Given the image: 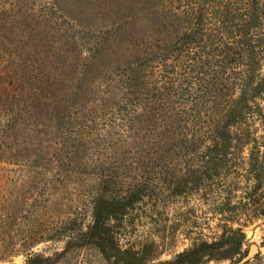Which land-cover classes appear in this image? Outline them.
Segmentation results:
<instances>
[{"label": "rangeland", "instance_id": "obj_1", "mask_svg": "<svg viewBox=\"0 0 264 264\" xmlns=\"http://www.w3.org/2000/svg\"><path fill=\"white\" fill-rule=\"evenodd\" d=\"M93 3L0 0V264H26L30 255L41 264H176L194 248L182 264H264V216L244 215L252 143L225 151V161L203 156L204 148L191 160L154 162L119 151L129 133L115 105L122 89L114 65L101 61L80 77ZM175 70L171 61L157 65L159 85L165 71L178 79ZM93 111L96 124L86 128ZM247 126L260 140V118ZM98 194L126 204L93 229ZM251 243L258 252L241 262Z\"/></svg>", "mask_w": 264, "mask_h": 264}, {"label": "trees", "instance_id": "obj_2", "mask_svg": "<svg viewBox=\"0 0 264 264\" xmlns=\"http://www.w3.org/2000/svg\"><path fill=\"white\" fill-rule=\"evenodd\" d=\"M91 1L97 17L86 28L93 39L80 77L85 80L101 61L114 65L110 70L122 89V102L117 98L115 105L129 133L119 140V151L154 162L191 160L204 148L209 154L203 156L225 161V151L252 143L246 174L253 184L246 188L250 203L244 215L248 222L264 216V107L258 102L264 99V0ZM167 61L176 66L178 79L165 71L161 86L154 72L157 65L167 67ZM71 100L72 95L64 111ZM94 114L83 121L86 128L96 124ZM252 117L260 118V140L251 139L247 123ZM158 123L163 137L154 155ZM72 147L77 156L78 146ZM175 186V193L184 189ZM125 204L123 198L98 194L92 228ZM197 249L178 254L176 264L195 257ZM40 259L30 255L26 264H41Z\"/></svg>", "mask_w": 264, "mask_h": 264}, {"label": "water", "instance_id": "obj_3", "mask_svg": "<svg viewBox=\"0 0 264 264\" xmlns=\"http://www.w3.org/2000/svg\"><path fill=\"white\" fill-rule=\"evenodd\" d=\"M258 252V246L255 243L249 245L248 253L241 259V262H245L252 258Z\"/></svg>", "mask_w": 264, "mask_h": 264}]
</instances>
